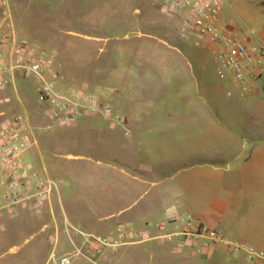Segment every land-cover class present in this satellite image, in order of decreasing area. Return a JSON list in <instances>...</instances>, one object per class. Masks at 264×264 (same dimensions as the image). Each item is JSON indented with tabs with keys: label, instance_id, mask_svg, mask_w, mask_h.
<instances>
[{
	"label": "rangeland",
	"instance_id": "1",
	"mask_svg": "<svg viewBox=\"0 0 264 264\" xmlns=\"http://www.w3.org/2000/svg\"><path fill=\"white\" fill-rule=\"evenodd\" d=\"M11 2L18 41L56 52V61L60 64L59 88L86 84L90 92L112 106L113 112L109 115L102 111L93 112L89 121L80 119L74 126L56 124L44 112L37 82L33 79L18 78L16 87L0 93V99L6 94L12 96L11 102L0 100V112H5L0 116V131L9 119L19 113L27 111L32 116L35 127L29 136L36 139V143L24 152L23 158L31 171L48 175L58 183L70 220H66L59 204L52 209L43 208L41 212L27 208V213L16 219H11L10 211H4L5 216L0 217V264H57L56 258L77 250L80 251L74 256L73 264H94V260L116 264H167L161 261L159 254L165 252L177 257L178 253L189 248L172 252L171 246L176 243L162 238L118 248L103 244L99 248L94 247L97 235L119 241L134 239L128 226L129 213L106 216L110 212H92L81 205L73 206L68 202V194L94 190L101 184L100 179L106 182L116 180L120 187L130 185L126 178L115 177L105 168L86 165L85 156L103 158L127 169L126 157L133 150L127 141L128 126L117 116L132 103L137 90L135 84L141 83L145 88H149L151 83L161 84L162 92L174 90L169 94H174L179 86L192 84L193 91H196L201 87V72H204L213 82L215 100L222 108L227 107L233 98L228 90H233L234 94L241 93L239 85L219 75L215 53L210 46H196L180 36L178 16L165 13L159 0ZM224 3L221 18L224 25L241 32L251 31L264 40L262 2L224 0ZM91 23L103 25L100 41H89L82 35L97 33ZM171 48H178L180 55L170 54ZM169 60L183 63L184 68H139L142 63ZM62 81L67 83L62 85ZM257 88L258 94L264 97V76L257 83ZM18 94L23 102L18 100ZM37 114L39 120L34 117ZM110 126L116 129L110 130ZM110 132L118 134L117 137L110 139L106 134ZM241 133V141L247 142H253L259 134L252 127H246ZM137 164L158 167L148 158L137 161ZM163 173L167 178L162 184L154 185L150 180L135 192V197L144 193L139 207L148 203L159 187L173 182L172 175L179 172L165 169ZM0 191L4 189L1 187ZM56 221L62 223L61 228L55 226ZM149 221L154 222L155 219L151 217ZM45 223L49 225L45 227ZM151 225L148 223L146 227L150 229ZM83 231L92 234L88 236ZM75 232L78 235L74 236ZM175 246L177 248V244ZM215 254L218 261L215 264H230L239 253L228 254L218 248ZM103 255L108 258L102 259Z\"/></svg>",
	"mask_w": 264,
	"mask_h": 264
},
{
	"label": "crops",
	"instance_id": "2",
	"mask_svg": "<svg viewBox=\"0 0 264 264\" xmlns=\"http://www.w3.org/2000/svg\"><path fill=\"white\" fill-rule=\"evenodd\" d=\"M178 21L180 26L179 18ZM91 24L97 33L82 35L89 41H100L103 38V25ZM171 49L170 54L180 55L178 48ZM55 65L60 73L58 61ZM183 65L169 60L142 63L139 68L148 66L175 70L184 68ZM201 75V87L196 91H193L192 84L179 86L174 94H169L174 90L162 92L161 84L157 86L151 83L149 88L141 83L135 84L137 90L132 103L117 116L120 122L128 126L127 141L133 150L126 157L130 167L126 169L103 158L82 155L86 157V165L105 168L115 177L121 176L130 182L129 186L120 187L116 180L106 182L100 179L101 184L94 190L68 194V202L73 206L81 205L92 212H110L106 216L129 213L128 226L134 239H124L122 244L113 247L142 244L157 239L155 236L159 234L182 228L185 215L192 212L222 230L229 239L264 249V97L257 92V83L264 75L255 82V88L250 93L243 94L241 88L239 94L228 90L232 91L233 98L225 108L215 100L213 82L204 72ZM66 83L61 82L62 85ZM1 114L5 112L1 111ZM34 117L40 119L38 114ZM91 117L92 113L81 119L87 122ZM78 122L64 125L74 126ZM246 127L258 130V138L253 142L240 139L241 131ZM109 129L115 130L116 127L110 126ZM106 134L110 139L118 135L113 132ZM146 158L158 167L137 164V161ZM165 169L178 170L179 173L172 175L173 182L159 187L152 199L139 207L144 193L135 197V192L150 180H153L154 185L162 184L167 178V175H163ZM57 204L62 207L66 220L70 222L61 192L39 207L21 204L10 211V217L16 219L27 213L26 209L30 207L41 212V209H52ZM3 216L4 212L0 217ZM151 217L155 219L154 222L149 221ZM148 223H152L150 229L146 227ZM47 225L44 224L45 227ZM55 226L61 228L62 223L56 221ZM144 230L148 233L142 234ZM135 232L142 235L136 236ZM83 233L88 236L92 234L89 231ZM76 235L78 232L74 233ZM175 245L171 246V251L175 253L184 247L189 249L181 251L177 257L163 252L159 254L161 261L167 264H215L218 262L216 250L220 248L225 251L223 246L216 245L198 254L199 250L191 245L181 248H175ZM107 258V255L102 257ZM93 262L116 264L100 263L98 260ZM230 264L262 263L249 262L243 254H236Z\"/></svg>",
	"mask_w": 264,
	"mask_h": 264
},
{
	"label": "built area",
	"instance_id": "3",
	"mask_svg": "<svg viewBox=\"0 0 264 264\" xmlns=\"http://www.w3.org/2000/svg\"><path fill=\"white\" fill-rule=\"evenodd\" d=\"M165 13L176 14L180 20V36L196 46H210L215 53L218 73L234 80L243 94L253 91L255 82L264 75V40L253 32H241L221 22L224 0H159ZM57 54L46 47L21 43L17 39L11 0H0V93L15 86L18 78L33 79L44 112L56 124H74L84 115L102 111L113 112L110 104L89 91L86 84L61 89L56 68ZM230 95L232 91L228 92ZM1 101L11 102L5 95ZM18 100L23 102L18 94ZM32 117L25 111L10 119L0 131V215L21 204L39 207L60 194L58 183L48 175L31 171L23 158L24 152L36 143ZM148 231H142L147 234ZM141 236L140 232L134 233ZM123 236V235H122ZM156 238L172 241L178 247L191 245L202 251L216 245L228 254L239 253L252 263L264 264V249L233 241L222 230L188 212L182 228L162 233ZM124 240L97 235L95 247L101 244L118 246ZM80 250L56 258L57 264H73ZM106 256V255H105Z\"/></svg>",
	"mask_w": 264,
	"mask_h": 264
},
{
	"label": "trees",
	"instance_id": "4",
	"mask_svg": "<svg viewBox=\"0 0 264 264\" xmlns=\"http://www.w3.org/2000/svg\"><path fill=\"white\" fill-rule=\"evenodd\" d=\"M260 2H262L264 4V0H259Z\"/></svg>",
	"mask_w": 264,
	"mask_h": 264
}]
</instances>
